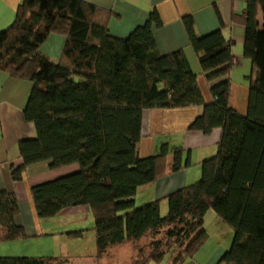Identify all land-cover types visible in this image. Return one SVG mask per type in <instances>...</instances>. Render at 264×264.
<instances>
[{"label": "trees", "instance_id": "1", "mask_svg": "<svg viewBox=\"0 0 264 264\" xmlns=\"http://www.w3.org/2000/svg\"><path fill=\"white\" fill-rule=\"evenodd\" d=\"M111 17L81 0H22L13 24L0 33V72L32 84L23 118L35 137L19 141L21 164L12 167V181H21L27 166L41 162L51 169L78 166L32 186L30 196L39 219L88 208L96 253L87 264H103L109 250L125 244L133 246L130 264H184L208 238L203 224L209 211L232 231L217 264H264V0H246L243 14L232 18L244 29L242 55L252 66L244 115L229 105L235 57L233 42L221 29L198 36L192 17L182 18L188 46L210 83L212 102L206 104L184 52L158 53L157 12L125 38L110 35ZM52 33L64 37L57 60L38 53ZM186 107L202 109L189 132L208 136L219 130L215 155L200 163L197 181L136 206L139 188L189 165L182 161V148H175L167 163L165 144L155 155H138L142 112ZM18 211L15 195L1 190L0 243L27 238L16 223ZM65 235L80 238L82 230ZM71 261L0 257V264Z\"/></svg>", "mask_w": 264, "mask_h": 264}, {"label": "crops", "instance_id": "2", "mask_svg": "<svg viewBox=\"0 0 264 264\" xmlns=\"http://www.w3.org/2000/svg\"><path fill=\"white\" fill-rule=\"evenodd\" d=\"M22 0H0V33L7 30L14 22L16 10ZM98 9L111 12L114 17L108 21V31L111 36L125 38L136 27L143 25L151 12H157L161 26L153 29V36L158 53L167 55L182 50L196 74L197 86L204 103L212 102L210 83L200 70L198 58L188 46V40L182 24V18L189 15L193 19L196 35L203 36L221 29L226 39L233 42L231 51L235 61L229 70L230 91L229 105L241 115L247 111L248 74L252 72L250 61L242 58L240 51L243 45L244 29L232 20L244 12L246 0H81ZM261 15V17H260ZM261 18V20H260ZM257 20L262 22L261 9ZM64 45V37L50 34L39 46L38 53L57 60ZM244 78H246L244 80ZM32 84L23 79L10 77L0 72V191L13 193L18 202L16 223L23 227L27 238L25 241L39 239L68 238L65 233L79 227L77 218L73 216L90 214L85 206L65 209L50 219H39L36 216L30 188L32 186L56 179L78 170L77 165L51 169L48 162L29 165L25 168L22 180L13 182L12 167L21 164L18 143L22 139H33V125L23 118V110L27 104ZM202 112L201 107H186L175 109H147L142 112L141 138L137 145L140 157L157 154L162 145H167L169 152L166 157L169 163L175 148H182V161L189 165L177 173H166L152 184L139 188L134 196L136 206L164 199L170 193L189 185L200 178V163L210 158L217 151L219 130H213L210 135L188 131L189 125ZM210 154V156L208 155ZM215 155V154H214ZM213 155V156H214ZM165 203V204H164ZM166 210V202L160 204V212ZM227 239H218L217 246L208 251L204 245L192 259L184 264H217L221 255L229 248L232 231L226 232ZM22 240L14 242L23 255L28 251L23 249L26 244ZM40 241V240H39ZM26 243V242H25ZM206 243V242H205ZM204 243V244H205ZM65 245V244H64ZM211 245V244H210ZM209 249V248H208ZM124 250H128L124 252ZM132 247L129 244L114 247L103 257V264H130Z\"/></svg>", "mask_w": 264, "mask_h": 264}, {"label": "rangeland", "instance_id": "3", "mask_svg": "<svg viewBox=\"0 0 264 264\" xmlns=\"http://www.w3.org/2000/svg\"><path fill=\"white\" fill-rule=\"evenodd\" d=\"M261 17V15H260ZM261 20V18H260ZM242 53V48L240 49ZM244 58V57H242ZM249 62L248 59H244ZM250 75V74H248ZM246 75V76H248ZM246 78H244L245 80ZM248 81L247 79L245 80ZM215 154H211L212 156ZM210 156V154H208ZM210 156V157H212ZM165 204V203H164ZM166 214V210H162V215ZM77 218L79 223V227L76 230H82V236L76 239H63L65 242L63 245L59 239H39L33 241H25L22 240L23 243L18 244H26L23 246V249H27L28 251L23 252L25 255L21 254L18 247H12L15 244L14 242H1L0 243V257H58V258H68L74 264H83L88 263L91 258H94L96 249H95V236L93 231V219L91 214L85 215L81 214L78 216H73V219ZM203 229L207 233L206 243L203 244L204 247L208 251L213 247L217 246L218 239H227L226 232L231 229L222 223L213 213V211H209L204 216V224ZM232 238V237H231ZM231 243V240H230ZM211 244V245H210ZM230 245V244H229ZM133 247L132 245H129ZM209 248V249H208ZM128 250H124L127 252Z\"/></svg>", "mask_w": 264, "mask_h": 264}]
</instances>
